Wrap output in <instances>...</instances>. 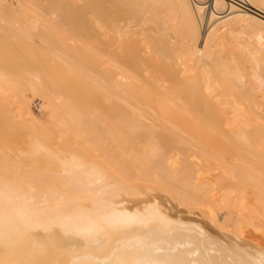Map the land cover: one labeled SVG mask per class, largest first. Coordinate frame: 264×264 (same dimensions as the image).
<instances>
[{
  "label": "bare ground",
  "instance_id": "6f19581e",
  "mask_svg": "<svg viewBox=\"0 0 264 264\" xmlns=\"http://www.w3.org/2000/svg\"><path fill=\"white\" fill-rule=\"evenodd\" d=\"M237 1L239 0H196L195 2L194 0L193 2L192 0H174L177 11L179 12L180 19H182L183 21L182 24L184 23L183 28L188 42H186L187 44L184 45V47L186 48L185 52L180 54V56L179 54L177 55L176 52L175 56L177 57L174 56L172 57L174 58L175 63L173 62L172 59H170L171 56L168 54L167 56H170L168 57L169 61L172 60L171 62H173L174 65L175 64H177L178 66L181 65V67L183 66V68L185 67V70L187 69V71H189L188 66H193V68L196 66L198 68V66L201 64L200 63L201 55L202 57L203 55L206 56L207 54L206 55L204 54L206 52L209 53V51H213V55L210 54L212 59L215 58L216 56L218 57L217 53L223 48V44H225L226 42L224 41L226 40V38L224 39L223 37L224 34L223 35L221 33L218 34L219 30L216 28L218 24H224L228 21L237 20V18H239V19L247 20L251 24L258 26V28L259 27L264 28V12L261 10L264 7V0H245L248 3V8H246L245 11L239 9V7L241 6ZM94 2L98 3V1H94ZM115 2L117 7L119 8L121 6H125L127 3L126 0H115ZM205 4H207V6ZM61 5L62 4L58 6L59 9L62 8ZM97 5H95L96 8H98ZM224 5L226 6V10L229 11V13L226 16L221 17L218 15L219 17H217L216 14L218 8L224 7ZM1 6L3 5L1 4V0H0V7ZM83 6H85V9H89V7L87 8L86 5ZM125 7H128V5H126ZM205 7L207 8V13H208L207 14L208 16H206L205 18H208V20L211 21L213 18L217 17L214 23L215 24L218 23V24H216L215 26L212 25L213 27L211 29L210 26H206V28L201 27L202 24L201 14L204 12L203 10L205 9ZM5 9L6 7L4 9L0 8V12H3ZM92 9L94 8L91 7V9L89 10ZM160 12L159 14H157L159 15V17H161ZM128 13H129V7H128V12H126L125 10H122L121 12L120 11L114 12V15L112 16L113 18L110 17L111 19H109L106 16L109 19L108 21L110 22L106 20L105 21L109 23V29L111 32H113L114 36L117 39L121 40L124 36H128V38L130 39L129 35L131 36V34H135L134 32L135 28L131 26L132 23L127 18L130 13L132 14L131 10L130 13L129 14ZM104 14H106V12ZM107 15L109 14L107 13ZM176 15L177 14H175V17ZM154 18H156V15ZM2 25L4 26V24ZM37 25H38L37 23L31 20V23L29 25H26L25 27L22 28L23 32H26L32 36L33 34L32 31L33 29L37 28ZM214 28H216L217 31ZM136 29L139 30L138 28ZM19 35L21 34L19 33ZM256 39H257L256 44H261L262 42L261 35L257 34ZM31 42L34 43V40L31 39ZM128 48L132 49L131 51L134 50L132 46ZM118 49L119 48H117V51ZM135 49L136 50L134 52L136 51L137 52L133 54L134 55L136 54L135 56L138 57L137 49L140 50L141 48L138 47ZM125 50L127 49H124V51ZM158 50L161 52V47L160 49L158 48ZM166 51L168 50L166 49ZM163 52L161 53L164 56L165 52L164 54ZM0 54L2 55L1 52ZM208 56L209 55H207V57ZM222 56L223 55H221V58ZM223 57H225V55ZM135 58L131 59L130 55L128 54L127 56L118 55L117 61L116 62L115 60L113 61L115 67V68L113 67V69H116L117 71L116 79H115L116 81H114L116 82V85L111 86L109 83H107L109 84L107 85L110 87L109 89H107L103 85H101V87L100 86L98 87H100L102 91H105L106 93H109V95H112L114 98H116V100H118L121 103L120 105L123 106L124 109H126L125 113L123 114L126 115L125 119L127 120H124L123 122H121V125H119L125 129L124 131L125 133L119 136L120 139L118 143L119 148L123 153L122 155L124 156V160H122L123 161L122 166L120 167L121 168L123 167L122 169L125 168L127 169V166L129 165L140 164L142 167H147V169H149V171L151 170L152 173L147 172L146 169L147 176L143 174L144 176L141 177L137 176L136 179L133 176L127 177L124 174V177L120 175V178H116L115 176H113L112 172L108 168H105L104 166L89 160L87 157L78 154L75 151H67V153L64 155L62 151L53 149L49 143L44 142L43 139L40 138L39 136H29L27 142L22 147L20 146L12 147V145L10 144H0V264H258L261 258L264 257V232L263 234L261 233V235L258 234L257 236H259V238H257L254 237L256 235L251 236V233L250 236H247L249 230H246L250 226L253 229H256L253 222H251L252 219L257 220L260 223H262V221L264 222V143L263 144L260 143L262 141V138H259V140L257 139L255 140L249 138V136H247L248 134H246L245 132H241V131L238 132V134H236V137L239 136V138L237 139L235 138L236 145H234L233 148L234 151L232 150L233 153H230L229 155L226 153L228 156L234 159L232 160L233 163L234 161H236L234 164H231V160L229 162V160H226L224 158L225 156L222 157L223 155H219L218 152L215 150L218 148H216L214 144L211 145V142L213 140L211 142H209L208 140V138H211L210 134L206 135V133L205 134L201 133L198 134V136L196 135V133H199L200 131L197 132L196 130L198 129H196L195 127H200L201 132L204 128H206V125L205 126L203 125L204 128L202 126H199L202 125V123L201 124L199 123L198 126L196 125L197 122L201 121V119H203L204 117H202L201 119L200 117H196L197 118L196 120L192 117L194 121H197L194 122V126L196 125L195 127H192V124L190 125L193 129L195 128L194 130L191 128L193 130L192 131L193 134L192 133L190 134L189 132L191 131L188 132L187 128H185L184 130L183 127H185V125L189 126V122L187 125V121L190 119V116L195 115V113L187 110H183V108L176 110L178 107L175 110L173 109L176 107V104H180L182 101V100L180 101L179 95L176 96L175 94V97H172L169 95L170 93L169 94L166 93V95L163 94L158 95V93L155 92L156 96H158L156 100L161 101V103H163L162 106L160 105L161 103L157 104L154 102L153 104L147 105L144 104L143 101H141L139 98L134 97V95H132V92L126 90V88H133L132 86L134 85L133 84L134 82H136V85L140 83L138 82L140 78H138V80L137 79L135 80L134 78V75L136 74H134L135 70H133L132 68V65L134 63V61L132 62V60H134ZM0 59L2 60V58ZM165 59H167V57ZM213 60L211 61L213 62ZM231 60L234 59L231 58ZM138 61L142 63L144 60L142 61L138 59ZM135 64L136 63H134V65ZM233 64L234 63H232V65ZM138 65L139 67L142 66V65L140 66V64ZM160 65H158L159 67H155V68H158V71L164 70L163 68L160 69V67L162 66ZM167 65L169 66V64ZM69 67L72 68L70 65ZM142 67L140 69L143 71ZM196 67L195 69L199 70ZM134 68L137 67L134 66ZM143 68L146 69L147 66ZM168 68L167 69L165 68V71L170 75V79H171L173 77L172 72L169 70L170 68L169 69ZM173 69H175V67ZM222 69L225 70L224 68ZM167 70H169V72ZM140 71L138 73L141 74ZM146 71H148V68ZM176 71L178 72L177 69ZM239 71H241L240 67H239ZM224 72L226 73L227 71ZM160 73L164 74V71L163 72L161 71ZM140 74H137V76L139 77ZM237 74L238 73H236L233 76H236ZM256 74L254 75V77L257 80L258 78L260 79L259 84L261 85V83H264V78H263L264 76L263 77L261 76L262 78H260V76ZM173 75L175 77V74ZM241 75L244 76V74ZM167 76H165L164 74V76L162 75L161 77L166 78ZM238 77L239 74L237 75L236 79H238ZM147 78L145 79L147 80ZM36 79L37 77L31 80L33 82L32 85H36L38 83ZM170 79L168 78V81H170ZM244 79L245 77L244 78L240 77L241 83L240 82L238 83L236 82V84L230 83L232 84L231 87L237 90L236 96H238L239 94L238 92L239 89L246 90V81L244 82ZM154 80H155V76L153 81ZM231 80L233 81L234 77ZM144 82L148 83V81H144ZM170 82H171L170 84L173 83L172 80ZM208 82L209 79H207V83ZM160 83L162 84V80ZM136 85H134V89L136 88V90H138L137 88L139 86L136 87ZM172 85H174L172 89L173 88L180 89L179 86L178 87L176 86L177 83ZM207 85L203 84L204 87L202 86V88L211 92L213 90H216L213 89V87L211 86L209 87ZM167 86L168 85H166V87ZM142 87L143 86H141L140 88ZM113 89H115L116 95L114 94L115 91ZM160 89H162V85L157 90ZM144 90L148 92L146 88ZM180 90L177 91L185 95V97L183 96L184 101L182 102H186V104L189 105L192 102L191 99H194L192 98L194 96H191L192 93L187 94L186 92H183L182 89ZM204 93L202 92L199 93V95L201 94L200 98L202 97V99L204 100L206 99V97L212 96L210 95L211 93L209 92H208L209 95L206 96V94H208L206 93L205 96H202ZM189 94L191 97H186V95L189 96ZM195 97L196 100L197 98L198 100L200 99L199 96H195ZM226 101L236 106L235 104L237 103V101L236 99H234V97L230 100L229 99L225 100V102ZM255 105L256 107H254V112H258V110H260L259 114L258 113L257 114L258 115L264 114V93H262L261 91L258 92L257 101ZM188 109L190 110V107ZM191 111H193V109H191ZM207 111L208 110L206 109V113ZM179 114L182 115L183 118L185 116L188 118V119L185 118L186 123H184L185 125L183 124V126L181 124L183 118ZM147 115L153 118L154 121H151L153 125L157 126L160 123V126L158 127L159 128L161 127V129L165 128L164 134L167 132L169 134H172V136L176 138L179 134L180 136H184L182 137L183 139L181 142L179 139L180 144L178 143L177 145H181L180 146L181 148L186 146L188 149H190L188 151H192L193 153L198 155L200 159H203L205 162L209 160L211 163L212 161V163H214L220 169L223 166V165L221 166V164H226V165L231 164L234 165L236 168H240L241 164L250 165L249 167L246 168L243 167L245 169L243 171L239 169V172H237L238 170L235 168L237 171L234 174L231 173V171L233 172V170L235 169L226 170L224 169L227 168L226 166H223V169L225 171L231 170L230 172L228 171L227 174V176L230 177L229 180L231 179L230 181L233 182L238 181L241 182V184L248 186V187L246 186L247 189L245 188L247 191L244 190V187L242 189L243 191H245V193L251 192L249 189L251 188L249 187L251 185L253 189L252 192L254 191L253 193H255L254 195L256 196L255 199L254 197L252 198L251 196L252 199L248 198L249 201L248 203L246 202L247 203L246 205V203L242 202V197L240 199L239 198L237 199L235 197L230 198V195H232L233 191L231 192V190H228L227 192L228 196L226 195V193L223 194L225 197H223L222 203L216 204L215 199H212V201H214L213 204L216 206L211 207L210 205L211 198H209L210 194L209 191L207 190L208 186L206 188L205 181L204 183L202 182V184H199V182L201 183L200 181L201 179H199L200 177L198 178L199 181L197 180L198 184L197 183L192 184L193 182L192 183L184 182V180L183 182L181 181L182 183L178 185L181 186L182 189L178 186L174 187V184L172 183L170 184L168 179L174 180L173 175L175 174L170 175L168 173V170L171 168V170L174 171L173 168L176 169L177 168L175 167L177 166L176 163L179 162L177 160H176L177 162L173 161L175 162L174 165L172 164L173 163L172 162L173 158H171L172 156L169 158L166 157V162L169 161L167 159H170L172 163L171 165H169V163L167 164L163 162L164 163L163 166L160 158L161 155L155 156V153L160 151L159 149L160 147H158L154 141L153 143H150V141L148 140L149 142L148 143L145 142L144 140L143 141L141 140V136H143V134L145 133L149 135L150 134L153 135L157 133L156 132L157 130L155 128L149 127L150 125L148 126L145 125L143 118L144 117L146 118ZM176 115H178L181 118V121L179 120L180 123L177 121L176 122L178 125L181 124L179 126L183 129H181L179 126H178L179 128L176 127L175 125L173 126L172 121H174L175 117L177 118ZM203 120L205 121L206 119L204 118ZM207 121L208 123L210 122L209 119ZM207 121L204 123H207ZM249 124L250 123H248V125ZM213 127L215 128L216 126ZM260 127L264 130V123L260 124ZM191 129L188 128V130ZM207 129L209 128L207 127L206 130ZM209 130L212 133L214 132L211 131L212 129ZM120 131L121 129L118 130V133ZM186 131L188 133H186ZM113 132L114 130L111 133ZM136 132L143 134L141 136H139V134H136V136L140 137L138 138L133 135ZM194 134H195V138L190 136V135L194 136ZM200 135H202L205 138H207L206 136H209L207 139H205V141H203V142L206 141L208 142L203 144L197 141L196 138L197 137L200 138ZM215 135L219 136L218 133H216ZM154 139L156 138L154 137ZM221 139L223 140V145H225L224 142L227 143V141L229 140L226 139L225 137H222V135H221ZM182 142L184 143L185 146L181 144ZM216 142L217 141H215L214 143L217 144L218 146V142L217 143ZM175 143H177V141H175ZM228 145L230 146V144ZM220 147H222V145ZM168 150L169 149H167V152ZM188 151H187V156H190L189 155L190 152L188 153ZM167 152L166 154L168 155L169 152L168 153ZM178 152L180 151L178 150ZM236 155L237 156L239 155V157H241L242 160H238ZM163 157L165 156H162V158ZM192 157L193 156H191L190 158L192 159ZM211 157H215V159ZM190 158L187 157L188 161ZM203 160L202 161L199 160V162L204 163ZM193 162H195V159L193 160ZM195 164L196 163L191 164V166L193 165L194 167ZM207 164H209V162ZM199 166L202 168L201 165ZM199 166L198 169L200 168ZM182 167L183 166H181L180 168ZM205 167L208 169L209 166L208 167L205 166ZM229 167L231 168V166ZM138 168L135 169L137 171H140ZM162 168H165L166 170ZM198 169L195 170L197 171ZM129 170H131L130 166H129ZM164 170L166 171V173L165 174L161 173V171ZM201 170L198 171L200 172ZM207 171L204 174L205 179L202 177V179L204 180H206V176L208 178ZM210 171L211 170H209V172ZM142 172H144L143 168H142ZM161 174H164L165 177L161 176ZM199 175L200 173L198 174V176ZM215 176L216 175H214V177ZM176 177L178 176H175V178ZM196 178L197 176L195 175L194 179ZM134 180L136 181L140 180L141 182L144 183L146 181H150L152 183L158 184L159 190L157 191L160 192L162 191L164 193L167 192L169 194H172V196L174 195V198L177 200V202L174 200L176 204L186 203V205L189 204L187 206L188 208L191 209H193V206L196 203V196L194 195V193L202 191L204 198H206L204 201H206L209 198L210 203L206 201L207 203L205 202L204 205L206 204L208 206H205L204 208L205 209L206 207L208 208L206 210L203 208L200 209L201 211L200 210L199 211L200 212H202V210H204L203 212L206 211L207 217L205 218L208 219V221L206 222L207 224H210V226L216 228L217 230L219 229L220 232L221 231H225V232L222 233L223 235L220 234L216 235V236H221L217 238L209 235L205 230H203L201 225L199 226L198 224H195L188 220L183 221L182 220L183 217L181 216L182 218L181 217L179 218L178 217L179 215L177 216V214L175 216L170 214L169 208L162 206L158 202L157 198L152 197L151 194L153 193V191H155L154 186L153 187L147 186L148 184L144 186L142 185L143 183H140L142 185L141 186L140 184L138 185L137 183H135ZM165 180L168 182H166ZM215 180L213 181V183L215 182ZM235 188L237 189V191H239V189L242 187L237 188L236 186ZM211 192H213L212 189L210 193ZM239 192L241 193V190ZM234 193H236L235 190ZM149 195H151L152 198H148L150 197ZM144 197L146 200L141 201V198ZM167 198L169 199V195ZM167 198H165L166 202H167ZM202 198H200L199 195L198 199H202ZM250 199L254 201L256 204L259 203L258 204L259 206L258 207L255 206V208L253 209L252 208V206H254V202H253V204L249 205L251 206L252 210L248 209L247 206L249 202L251 203ZM172 202L171 205H173ZM190 205L193 206L191 207ZM196 205L197 204H195V206ZM200 205L203 206L202 202ZM209 205L211 209H209ZM197 207L199 206L197 205ZM219 208L220 210L224 208L228 210L232 209L235 210L234 213L235 212L236 213L234 214L233 211L231 213L230 211H227L228 213L223 211L222 214H218V212L215 213L214 210L218 209L219 211ZM257 209L263 211L261 212L258 211ZM194 211H196L195 208ZM196 212L198 213V211ZM202 216L205 215L204 214L202 215L201 213L200 217ZM225 216H228L229 218L224 223L223 219ZM238 217H240V219ZM261 217L263 219L262 221H261ZM205 218L203 217L204 220H206ZM262 225H264V223H262ZM228 228H232L233 230L232 232L229 231L230 234L232 235L231 237L225 235L226 231H227L226 234L230 235L228 232ZM247 231L248 233H245Z\"/></svg>",
  "mask_w": 264,
  "mask_h": 264
},
{
  "label": "rangeland",
  "instance_id": "374dc122",
  "mask_svg": "<svg viewBox=\"0 0 264 264\" xmlns=\"http://www.w3.org/2000/svg\"><path fill=\"white\" fill-rule=\"evenodd\" d=\"M56 1L57 0H1V4L3 6H1L0 8L4 9L6 7V9L3 12H0V17H1L0 23L1 25L4 24V26L0 25V45H1L0 50H2L0 51L2 53V55L0 54V58H2V60L0 59L1 61L0 62V144H10L12 145V147H18V146L22 147L27 142L29 136H39L40 138L43 139L44 142L49 143L53 149L62 151L64 155L67 153V151H75L78 154L87 157L89 160L94 161L104 166L105 168H108L112 172L113 176H115L116 178H120V175L124 177L125 174V176L127 177L133 176L134 178L137 179V176L140 177L144 175L147 176V172L152 173L151 170L149 171L147 167H142L140 164L129 165L131 170H129V166H127L128 170L126 168L125 170L122 169L123 167L122 168L120 167L122 166V162H123L122 160H124V156L122 155L123 153L119 148L118 143L120 139L119 136L125 133L124 132L125 129L119 125H121V122H123L124 120H127L125 119L126 115L123 114L125 113L126 109H124V107L120 105L121 103L118 100H116V98H114L112 95H109V93L102 91V89L100 88L101 85L105 86L107 89L110 88L109 86H107L109 84L111 86L116 85V82L114 81H116L115 79H116L117 71L116 69H113L114 67L113 61L114 60L115 62L117 61L118 55L127 56L128 54L130 55L131 59L135 58L136 54L134 55L133 53L137 52L134 51L136 50L135 48L138 47H140L141 49L140 50L137 49L138 57L132 60V62L134 61V63H136L135 65L133 63L132 68L133 70H135L134 72V74H136L134 75L135 80L136 79L138 80V78H140L138 80V82L140 83L139 84L137 83L138 85H136V82H134L133 84L136 85V87L138 86L139 87L137 88L138 90H136V88L134 89V85L132 86L133 88H126L127 91L132 92V95H134V97L139 98L141 101H143L144 104L150 105L153 104V102L157 104L161 103V101L156 100L158 96H156L155 92H157L158 95L159 94L166 95V93L168 94L170 93L169 95L172 97H175V94L176 96L179 95L180 101L181 100L184 101V97H185L184 94H181L179 91H177L180 89H182L183 92H186L187 94L192 93L191 96H194L192 98H194L195 100H196L195 96H199L200 98L201 95V94L199 95L200 92L202 93L205 92L202 96H205V94L208 92L211 93L210 95L212 96H209L210 98L206 97V99L208 100L206 99L204 100L201 97L199 100L197 98L198 101L196 100V102L198 103H196L194 99H191L192 102L190 104L192 105V107L190 104L189 106L188 104H186V102L181 101V103L176 104V107L173 109L175 110L178 107L176 110L183 108V110H187L195 113V115L190 116L189 119L190 121L189 120L187 121V125L189 122V126L192 124V127H195L196 125L198 126L199 123L200 124L202 123V125L199 126H202L204 128V126L206 125V128L208 127L209 129H212L211 131H214L213 133L210 132L209 129L206 130V128H204L205 130L203 129L205 132L203 130L201 132L200 127H195L196 129H198L196 130L197 132L200 131L199 133H196L197 136L198 134L201 133L202 134L206 133V135L210 134L211 138H208L209 136L206 137L208 138L209 142L213 140L211 142V145L214 144V146L218 148L215 150L218 152L219 155H223L222 157L225 156L224 158L226 160H229V162L231 160V164H234L236 161H234L233 163L232 160L234 159L228 155L230 153H233L234 151L233 148L234 145H236L235 138L236 139L239 138V136L236 137V134H238V132L240 131L245 132L246 134H248L247 136H249V138L251 139L259 140V138H262V141L260 143L261 144L264 143V130L260 127V124L264 123V114L258 115L260 110H258V112H254V107H256L255 104L257 101L258 92L261 91L262 93H264V83H261L262 85L261 86L259 84L260 79L258 78L257 80L254 77L256 71H257L256 75H259L260 78L264 76L263 75L264 73V30L263 29L264 28L261 27L258 28V26L251 24L247 20H243L239 18H237V20L228 21L224 24L216 23L218 24L216 27L219 30L218 34L220 33L222 35L224 34L223 37L224 39L226 38V40H224L226 42L225 44H223V48L220 50L221 52L219 51L217 53L218 57L216 56L217 58L216 57L213 58L215 62L210 56V54L213 55V51H209V53L208 52L204 53L205 55L206 54L209 55L208 57L207 55L206 56L203 55V57L201 55V60H200L201 64L198 66V68L195 66L199 70H196L195 67L193 68V66H188L189 71H187V69L185 70V67L183 68V66L181 67V65L179 66L177 64L174 65L175 60L174 58H172L173 56L177 57L175 56L176 52L177 55L179 54V56L180 54L185 52L186 48L184 47V45H186L187 44L186 42H188L183 28L184 23L182 24L183 21L182 19H180L179 12L177 11L174 0H126L127 2L126 5H128L129 7V13L130 10L132 12V14L128 13L129 16L127 18L129 21H131L132 23L131 26L135 28L134 30L135 34H131V36L129 35L130 39L128 38V36H124L122 38L123 40L117 39L114 36L113 32L110 31L109 23H108L110 21L108 20L113 18L112 16L116 11L121 12L122 10H125L126 12H128V7H125L126 5L121 6L119 8L117 7L115 0H94V1H98V3L94 2L93 0L91 1L90 0H58L57 1L58 5ZM195 1L196 0H194V2ZM237 2L241 6V7L238 6L240 10L245 11V9L248 8V3L245 0H239ZM60 4H62L61 5L62 8L60 7L61 9H59L58 7ZM83 5H86L87 8L89 7V9H91V7H93L94 9L92 10L85 9V6ZM95 5H97L98 8H96ZM205 5L207 6V4ZM261 10L264 12V7ZM203 11L204 12L201 14V23H202L201 27L206 28V26H210V29L216 25L214 21L216 20L217 17L226 16L229 13V11L226 10L225 5L224 7H219L216 14L217 17L213 18L210 21L208 20V18H205L206 16H208L207 8L205 7ZM105 12L106 14H104ZM159 12L161 17L157 15L159 14ZM107 13L109 15H107ZM175 14H177L176 17ZM155 15L156 18H154ZM158 18L160 21L158 20ZM31 20L38 24L37 28L33 29L32 36L26 32H23L22 29L26 25H29L31 23ZM105 20L108 22H106ZM136 28H138L139 30H137ZM216 28L214 29L217 31ZM19 33L23 37L19 35ZM257 34L261 35L262 37L261 44H256ZM151 38L155 41H153ZM168 38L170 39V41ZM31 39L34 40V43L31 42ZM130 46H132V48L135 46L133 48L134 49L133 51H131L132 49L128 48ZM160 47H161V52L163 51L165 52V54L163 52L164 56L158 50V48L160 49ZM117 48H119L118 51ZM124 49L127 50L124 51ZM153 49L155 52L153 51ZM166 49L168 51H166ZM168 54L171 57L167 56ZM221 55L223 56L225 55V57L222 56L221 58ZM166 57L167 59H165ZM168 57H170V59H172L174 63L171 62L172 60L169 61ZM137 58L142 61L144 60L143 62L141 61L144 64L140 63V61H138ZM231 58L234 60H231ZM211 60H213L214 63ZM231 61L232 63H234L233 65L235 66L232 65ZM160 63L162 66L160 65ZM138 64H140V66L142 65L143 67L147 66L148 71H146L147 68L145 69L141 66L143 69L142 71L140 69L141 67H139ZM167 64H169V66ZM69 65L72 68H70ZM158 65L161 66L160 69L163 68L164 70L158 71V68H155V67H159ZM134 66H136L138 69L134 68ZM213 66L215 67V69ZM174 67L175 69H173ZM239 67L241 71H239ZM165 68L166 69L168 68L172 72L173 77H174L173 74H175V77L174 78L172 77L173 79L172 78L170 79V75L165 71ZM222 68H224L225 70H223ZM176 69L178 70V72L176 71ZM169 70L167 71L169 72ZM139 71L141 72V74L143 73L144 75L138 73ZM161 71L162 72L164 71L165 76L168 75L167 77L170 79V81L172 80L173 82L172 84L177 83L176 86L177 87L179 86L180 89L173 88L175 90L174 91L172 89L174 85L170 84L171 82L168 81L167 77L166 78L161 77L162 75L164 76V74L160 73ZM224 71L227 72L225 73ZM165 72L167 73V75ZM236 73L239 74L238 77L239 80L236 79L238 74L236 76H233ZM137 74H140L142 77L140 75L138 77ZM241 74H244V76ZM154 76H155V80L153 81ZM36 77L38 83L36 85H32L33 82L31 80H33ZM233 77H234L233 80L234 82L231 80L233 79ZM240 77L241 78L245 77L244 82L246 81V90L239 89L238 91L239 94L238 96H236L237 90L231 87L232 84L230 83L236 84V82L237 83L240 82ZM145 78H147V80ZM207 79H209L208 83H207ZM161 80H162V84L160 83ZM144 81H148V83ZM203 84L204 85L208 84L207 86L209 87L211 86L213 87V89L216 90H213L212 92L207 91L204 88H202ZM161 85H162V89L157 90L161 87ZM166 85H168L167 86L168 88L166 87ZM141 86H143L144 88L143 87L140 88ZM145 88L147 89L149 94L148 92H146V90H144ZM113 90L115 91V89ZM151 90L152 92L154 91L153 92V94L155 93L154 95L152 94ZM143 92H145L146 95ZM209 93L206 94V96L209 95ZM114 94L116 95V91ZM141 94L143 96V99ZM190 94L189 96L186 95V97H191ZM145 96L147 97V99ZM149 96H151L152 98ZM233 97L237 101V103L235 104L236 106L228 103L227 101L225 102V100L227 99L230 100ZM53 99L54 100L58 99V100L54 101ZM55 104L57 107L55 106ZM162 104L163 103H161L160 105L162 106ZM187 107L188 108L190 107V110ZM191 109H193V111H191ZM206 109L209 112L207 111L206 113ZM197 111L199 112V114ZM176 116L177 118L175 117L174 121H172L173 126L175 125L176 127H178L181 124L183 126V124L186 123L185 120L188 119L185 115L184 118L182 115H180L183 118L181 121V118L178 115ZM243 116L245 119L243 118ZM192 117L195 120L197 119L196 117H200V119L204 117L206 120L204 121L203 118L201 119V121L197 122L194 121ZM208 119L210 121L209 123L207 121ZM179 120L181 121V124L178 125L177 122H179ZM143 121L145 122L146 126L150 125L149 127L155 128L157 130L156 131L157 133L153 134L154 136L145 133V131H144L145 134L143 133L140 134L139 132L132 134L135 137H138L136 136V134H139V136L143 134V136H141L142 141L144 140L145 142H148L149 140L150 143H153L154 141L155 144L158 147H160L159 148L160 151L156 152L155 156L161 155L160 158L163 166H164L163 162L167 164L169 163V165H171V163L176 160L179 162L176 163L177 166H175L177 167L176 168L177 170L172 167L175 172L171 170V168L170 169L168 168L169 169L168 173L170 175L175 174L173 175L174 180L168 179L170 184L171 183L174 184V187L178 186L182 189V187L179 186L178 184H181L183 180L184 182H188V183L193 182L192 184L195 183L198 184L199 181L198 178L200 177L199 179H201L200 180L201 183L199 182V184H202V182L204 183L205 181L206 188L207 186L208 188L210 187L209 189L207 188V190L209 191L210 194L209 198H211L212 204L209 202L210 201L209 198L206 201L210 203L211 207L216 206L213 204L214 201H212V199H215L216 204L219 203L221 204L223 197H225L223 194L226 193L227 195L228 190H231V192L233 191L232 195H230V198L235 197L237 199L238 198L240 199L242 197L243 203L246 202L248 203L249 201L248 198H251V196L252 198L254 197L255 199L256 196L254 195L255 193H253L254 191L252 192L253 189L251 185L249 186L251 187L249 188L251 192L245 193V191H243L242 189L244 187V190H246L248 187L247 185L246 187L245 185L241 184V182L238 181L233 182L230 181L231 179L229 180L230 177L227 176L229 170L225 171L224 169L233 170L236 168L234 165L221 164V166L223 165L226 166L227 168L223 169V166L222 167L220 166L221 167L220 169L218 166L212 163V161L211 163L209 160L206 161L207 163L209 162V164H207L203 159H200L198 155H196L192 151H188L190 149H188L183 142L181 144H183L185 147L181 148L180 147L181 145H177L178 143L180 144V142L183 139L182 137L184 136H180V134L178 135V132H177L178 135L177 138L173 137L172 134H169L166 131H165L166 133L164 134L165 128L162 129L161 127L159 128L158 126H160V123L157 126L153 125L151 121L154 120L149 115H147L146 118L144 117ZM206 121L207 123H204ZM194 122H197V124L195 123L196 124L195 126H194ZM248 123H250L251 125L250 124L248 125ZM189 126L185 125V127L183 128L184 130L185 128H187V131L188 132L191 131L189 133L193 134L192 131L195 128L193 129L191 126L190 127ZM213 126L216 127L214 128ZM188 128L189 129L192 128L193 130L192 129L188 130ZM120 129L122 132L120 131L118 133V130ZM113 130L115 133L114 132L111 133ZM187 131L186 133H188ZM216 133H218L220 137L216 136L215 135ZM221 135L222 137L229 139L228 140L229 142L227 141V143L230 144V146L226 142H224L225 145H223V140L221 139ZM190 136L195 138V134L194 136L193 135ZM154 137L156 139H154ZM202 137L203 136L200 135V138L197 137L198 139L196 138V140L203 144L207 143L208 141L203 142L207 138L205 137L202 138ZM156 140L158 143L156 142ZM175 141H177V143H175ZM215 141L218 142V146L217 144L214 143ZM220 144L222 145V147H220L221 146ZM167 149H169L168 150L169 153L167 152ZM185 149L188 151V153L190 152L189 154L190 156H187V151ZM178 150L180 152H178ZM166 152L168 153L169 156L166 154ZM162 156L165 157L162 158ZM191 156H193L192 159L190 158ZM166 157L167 158L171 157L175 160L172 159L171 162L170 159H167L170 162L169 161L166 162ZM187 157L190 158L189 159L190 162L188 161ZM211 158L215 159V157H211ZM237 158L238 160H242V158L239 157V155L237 156ZM194 159L195 162H193ZM199 160L201 161L203 160L204 163L199 162ZM189 163L191 164L196 163V164L193 167V165L191 166V164ZM172 164L175 165V162H173ZM180 165L183 167L180 168L181 167ZM199 165H201L203 169ZM178 166L180 169L178 168ZM198 166L200 167L199 169ZM205 166L207 167L209 166L211 168L208 167L207 169ZM229 166H231V168ZM249 166L250 165L241 164L240 168H236L238 171L236 169L233 170V172L231 170L230 171L231 173L234 174L236 171L239 172V169L243 171L245 170L244 168ZM135 168H138L140 171H137ZM142 168L144 172H142ZM183 168H185L187 171ZM195 169L198 170L202 169V170L200 172L197 170L198 171L197 172ZM165 170L161 171V173L165 174L166 173ZM183 170H185L186 173ZM209 170H211L210 171L211 173L209 172ZM206 171L208 178L205 175L206 180H204L205 179L204 174L206 173ZM199 173L200 175L203 176L200 175L198 176ZM164 174H161V176H164ZM195 175L197 176L196 179H194ZM214 175L216 176L214 177ZM175 176H178L176 177L177 179L175 178ZM202 177L204 179H202ZM212 178L214 180L216 179L214 183H213L214 180ZM134 182L137 183L138 185L140 183H143L142 185L144 186L147 184H148L147 186H152V187L154 186L155 191H153V193L151 194L152 197L157 198L158 202L162 206L169 208L170 214L174 216L177 214V216L179 215L178 216L179 218L181 216L183 217V218L181 217L183 221L188 220L195 224H198L199 226L201 225L203 230H205L209 235L217 238L221 236H216V235L219 234L223 235L222 233L225 232V231L220 232L219 229L218 231L216 228L206 223L208 221V219L205 218L207 217L206 211L203 212L204 210H202V212H200L201 211L200 209H203L205 206H208L206 204L204 205V203L206 202L204 200L206 198H204L202 191L194 193V195L196 196L195 204H197L199 207H197V205L195 206L194 204L195 207L193 205H190L191 207L193 206V209H191L188 208L187 206L189 204L187 205L186 203L176 204L175 201L177 202V200L174 198V195L172 196V194H169L167 192L166 194L162 191L161 192L157 191L159 190L158 184L152 183L150 181H146L144 183L141 182L140 180L137 181L134 180ZM236 186L237 188L242 187L239 189V191L241 190V193L237 191V189L235 188ZM211 189L213 190V192L210 193ZM234 190L236 193H234ZM151 195H149L150 197L148 196L147 197L152 198ZM168 195H169V199L167 198ZM199 195L200 198L202 197L203 198L198 199ZM165 198H167V202ZM251 199H250L251 203L249 202L247 208L252 210V208L254 209L255 206L258 207L259 203L256 204ZM143 200H146L145 197L141 198V201ZM171 202L173 205H171ZM201 202L203 206L200 205ZM253 202H254V206H252L251 208V206L249 205L253 204ZM178 204L180 205V207ZM210 205H209V209H211ZM194 208L196 211H198V213L194 211ZM207 208L208 207H206V209ZM214 211L215 213L218 212V214H222L223 211L224 212L230 211V213L233 211L234 213L235 210L232 209L228 210L226 208L220 210L219 208V211L218 209ZM201 213L202 215L204 214L205 216L200 217ZM203 217L206 220H204ZM240 217L238 218L240 219ZM228 218H229L228 216H225L223 222L225 223ZM262 220L263 219L261 217V221ZM251 222H253L256 229H253L250 226L248 227V229H246L249 230V233L248 231L245 233L249 234V235L247 234V236H250L251 233V236L256 235L254 237L259 238V236L257 235L258 234L261 235V233L263 234L264 232V225H262V223L264 222L262 221V223H260L254 219H252ZM229 231L232 232L233 231L232 228H228V232ZM226 233L225 235L229 237L232 236L231 234L228 235Z\"/></svg>",
  "mask_w": 264,
  "mask_h": 264
},
{
  "label": "snow or ice",
  "instance_id": "6c2138e0",
  "mask_svg": "<svg viewBox=\"0 0 264 264\" xmlns=\"http://www.w3.org/2000/svg\"><path fill=\"white\" fill-rule=\"evenodd\" d=\"M258 264H264V257L261 258V260L258 262Z\"/></svg>",
  "mask_w": 264,
  "mask_h": 264
}]
</instances>
